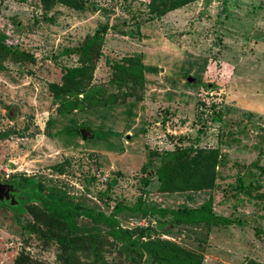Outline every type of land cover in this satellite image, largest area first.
<instances>
[{
	"label": "rangeland",
	"instance_id": "obj_1",
	"mask_svg": "<svg viewBox=\"0 0 264 264\" xmlns=\"http://www.w3.org/2000/svg\"><path fill=\"white\" fill-rule=\"evenodd\" d=\"M83 1L80 9L0 2V31L26 52L6 57L0 71V177L35 176L107 213L118 203L198 207L212 197L237 223L176 225L159 236L202 254L204 264H264V0H197L161 17L150 0ZM98 29L101 55L85 74L94 101L62 113L51 86L63 83L66 67L82 66L64 49ZM131 60L143 63V84L121 82L115 64ZM85 126L94 137L78 133ZM186 147L192 155L219 149L215 185L160 190L158 168ZM241 176L253 179L248 189L237 187ZM118 217L136 233L154 223L141 213ZM28 223L37 225L28 211L0 206V264L22 252L60 264L59 241ZM101 238L104 259L132 264L107 230ZM78 253L79 264L95 263L91 247Z\"/></svg>",
	"mask_w": 264,
	"mask_h": 264
},
{
	"label": "trees",
	"instance_id": "obj_2",
	"mask_svg": "<svg viewBox=\"0 0 264 264\" xmlns=\"http://www.w3.org/2000/svg\"><path fill=\"white\" fill-rule=\"evenodd\" d=\"M194 1L197 0H150L149 6L153 16L161 17ZM57 2L79 9L85 7L83 0H42L44 6ZM8 39V34L0 31V71L3 69L4 59L9 55L26 57V52L9 43ZM103 42V31L98 29L94 34L88 35L81 45L64 49L66 53H76L82 66L66 67L63 83L51 86L56 100L60 103L62 113L84 110L93 103L94 96L86 90L87 75L85 74L90 71L96 59L100 57ZM115 68L120 73L121 82L132 81L134 84H143L144 65L141 61L131 60L127 64L116 63ZM81 93L85 95L79 98ZM133 107L134 103L129 106V113ZM77 131L81 133L80 128ZM219 162V149L201 150L194 155L187 147L171 151L157 171L160 190L186 189L188 185L185 184L187 183L193 188H212L217 178L216 167ZM261 170L264 171V167H261ZM10 181L20 190L19 203L16 206L0 203V206L20 213L28 211L36 220L37 225L28 223L24 225L25 228L34 227V230L38 232L45 231L44 234L48 240L50 238L57 239L60 245L58 254L60 264H79L82 258L78 250L87 251L90 247L94 256V264H110L108 260L104 259L101 247L98 248V243L103 240L101 237L106 230L119 244L120 256L132 264H204L202 254L162 238L159 234L168 233L176 225L220 227L229 226L238 221L234 217L218 213L214 208L212 197L198 207L145 206L142 201H138L134 205L118 203L111 213H107L73 200L66 193L46 186L41 179L35 176L21 177ZM252 183L253 179L248 182L247 178L241 176L237 187L248 189ZM120 212L148 215L154 223L139 226V233H136V230L121 225L118 217ZM81 217L88 218L92 225L89 227L81 225L79 221ZM39 224L42 228L38 227ZM44 226L45 228H43ZM86 243L87 245H85ZM87 256L89 255L87 254ZM13 264L42 263L35 260L29 253L22 252L15 258Z\"/></svg>",
	"mask_w": 264,
	"mask_h": 264
},
{
	"label": "water",
	"instance_id": "obj_3",
	"mask_svg": "<svg viewBox=\"0 0 264 264\" xmlns=\"http://www.w3.org/2000/svg\"><path fill=\"white\" fill-rule=\"evenodd\" d=\"M189 80L194 81L195 77L190 76ZM81 133L84 139L94 137V134L87 128H83ZM19 193L20 190L14 183L3 182L0 177V203L10 204L12 206L18 205L19 199L16 197V194Z\"/></svg>",
	"mask_w": 264,
	"mask_h": 264
},
{
	"label": "flooded vegetation",
	"instance_id": "obj_4",
	"mask_svg": "<svg viewBox=\"0 0 264 264\" xmlns=\"http://www.w3.org/2000/svg\"><path fill=\"white\" fill-rule=\"evenodd\" d=\"M1 179H2V178H1ZM2 181H3V182H9V183H11V181L8 180V179H2ZM16 197L20 199V194H16Z\"/></svg>",
	"mask_w": 264,
	"mask_h": 264
}]
</instances>
